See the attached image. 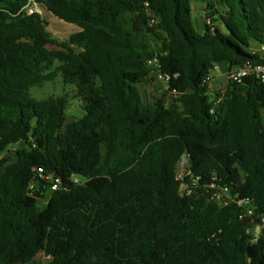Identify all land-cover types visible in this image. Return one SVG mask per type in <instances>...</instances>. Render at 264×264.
<instances>
[{"label":"trees","instance_id":"16d2710c","mask_svg":"<svg viewBox=\"0 0 264 264\" xmlns=\"http://www.w3.org/2000/svg\"><path fill=\"white\" fill-rule=\"evenodd\" d=\"M36 1L78 31L58 41L26 0H0V264H264V84L205 82L264 65V0ZM153 60L170 79L145 103ZM56 81L82 118L33 98ZM37 168L60 180L42 209Z\"/></svg>","mask_w":264,"mask_h":264},{"label":"rangeland","instance_id":"374dc122","mask_svg":"<svg viewBox=\"0 0 264 264\" xmlns=\"http://www.w3.org/2000/svg\"><path fill=\"white\" fill-rule=\"evenodd\" d=\"M194 11H197V13H193L192 15V22L193 26L196 30V32L199 31V27H197L196 21L198 18L201 17V12H203L204 5L200 3L193 4ZM41 17L46 21L47 23V30L52 35V37L58 41H64L69 38V36L75 32L78 31V28L75 25L64 23L56 18H54L52 15L46 12V10L43 8L41 10ZM202 32V31H201ZM225 68L223 66H219V71L221 70L222 73H220V76L217 77V81L221 79V83H216L217 90L210 91V94H213L221 89H223L227 83V71L224 70ZM216 78V77H215ZM165 84L162 82H159L155 79V72L152 71L149 76L146 78H143L140 80L136 87L139 90L141 97L145 103H152L156 99L160 98L162 96V93L165 88ZM152 92L150 95L151 97H148L147 92ZM31 94L33 98H35L36 101H44L47 100L50 97L57 98L61 96L67 97V109H66V121L67 123H70L72 121L78 120L84 116V111L82 109V104L78 99H75L76 92L70 91V88L63 87L59 81L55 82L54 84H47L43 86L42 88H33L31 90ZM68 95V96H67ZM153 97V98H152ZM169 102V101H167ZM6 154L3 155V157L12 156L13 149L10 148ZM50 195V190L47 188L46 198L43 202L39 203V208L42 209L43 205L47 201V197ZM23 243L26 247H31V239L30 238H24ZM37 261L44 262L45 259L43 256H38Z\"/></svg>","mask_w":264,"mask_h":264},{"label":"built area","instance_id":"2783aa9c","mask_svg":"<svg viewBox=\"0 0 264 264\" xmlns=\"http://www.w3.org/2000/svg\"><path fill=\"white\" fill-rule=\"evenodd\" d=\"M147 6V5H146ZM43 9V6L37 3L36 0H26V6L24 7L23 11L27 16L33 15V14H39L41 15V10ZM153 22H151L152 24ZM147 65L152 69V71L155 72V79L159 82L164 83L165 85L168 84L169 82V76L162 73L159 69L158 62L156 60L149 61ZM219 66L220 65H215L213 68V73L206 77L205 82L206 83H211L214 79V74L219 71ZM227 81L231 82H241L242 79L246 77H255L258 79L262 84H264V65H251V64H244L242 67L234 69V70H227ZM225 88V87H224ZM224 88L219 90L222 93L224 92ZM183 94L176 91V90H170L166 94V100L167 101H172L181 98ZM220 101L218 99L217 103ZM187 157L184 156L182 160L179 162L177 166V179L183 183V179L185 176V165L187 163ZM36 175L38 176L39 179L43 180L45 183L48 184L49 190L51 193L57 191L60 180L58 178H52L50 175H45L42 171V169L37 168L35 170ZM74 183H78V179H73ZM223 192H226V189L223 190ZM244 201H239L238 205H243ZM253 214L252 210L247 209L245 215L246 216H251ZM264 226V218H262L261 225L256 226V231H259L260 227ZM248 232V231H247Z\"/></svg>","mask_w":264,"mask_h":264},{"label":"crops","instance_id":"0c3cea01","mask_svg":"<svg viewBox=\"0 0 264 264\" xmlns=\"http://www.w3.org/2000/svg\"><path fill=\"white\" fill-rule=\"evenodd\" d=\"M194 13H197V11H194ZM201 17L198 18V20L196 21V24H197V27H199V31L198 34H201L203 32V29H204V12H201ZM202 31V32H201ZM223 66L225 69L224 70H228L227 67L225 65H221ZM223 70H221L220 72H217L214 74V79L213 81L210 83V90H217V85L216 83H221V79H219L218 81L216 80L218 76H220V73H222ZM216 77V78H215ZM216 82V83H215ZM147 92V91H146ZM148 94V97H151L150 95L152 94V92H147ZM153 98V97H152ZM167 103H170V102H167Z\"/></svg>","mask_w":264,"mask_h":264},{"label":"water","instance_id":"95a60500","mask_svg":"<svg viewBox=\"0 0 264 264\" xmlns=\"http://www.w3.org/2000/svg\"><path fill=\"white\" fill-rule=\"evenodd\" d=\"M73 92H77L76 90H74Z\"/></svg>","mask_w":264,"mask_h":264}]
</instances>
